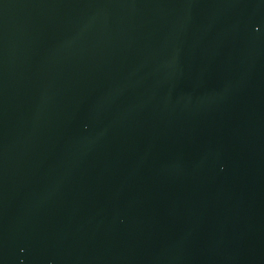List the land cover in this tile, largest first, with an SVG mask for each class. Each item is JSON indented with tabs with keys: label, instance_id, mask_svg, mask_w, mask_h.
Instances as JSON below:
<instances>
[{
	"label": "water",
	"instance_id": "water-1",
	"mask_svg": "<svg viewBox=\"0 0 264 264\" xmlns=\"http://www.w3.org/2000/svg\"><path fill=\"white\" fill-rule=\"evenodd\" d=\"M0 264H264V0H0Z\"/></svg>",
	"mask_w": 264,
	"mask_h": 264
}]
</instances>
